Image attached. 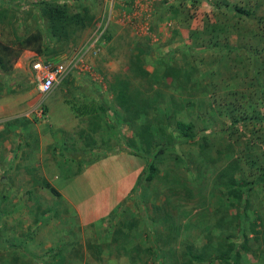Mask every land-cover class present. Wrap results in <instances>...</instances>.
I'll return each mask as SVG.
<instances>
[{
    "label": "rangeland",
    "instance_id": "rangeland-1",
    "mask_svg": "<svg viewBox=\"0 0 264 264\" xmlns=\"http://www.w3.org/2000/svg\"><path fill=\"white\" fill-rule=\"evenodd\" d=\"M42 1L65 5L69 13L87 10L93 20L53 35L39 10ZM140 4L142 9L134 6ZM234 5L252 14L235 12ZM34 31L43 36L42 53L30 50L15 62L21 67L0 72V94L20 105L11 115L13 127L21 124L33 138L47 125L67 142L61 152L58 144H46L48 161L35 167L10 166V152L0 145V264H224L212 257L227 243L240 248L239 264H264V0H0L1 39ZM97 32V53L41 93L33 63L67 64ZM84 80L105 83L94 91L114 100L115 134L107 144L96 145L95 136L65 135L53 125L49 101L66 97L68 105L75 103L65 86ZM122 90L138 95L139 119L117 101ZM73 105L66 110L71 119L79 110ZM177 120L194 123V140L176 141L162 152L153 147L147 153L140 145L142 123L165 130L158 143L179 135ZM7 136L1 131L0 141ZM16 143L27 159V146ZM108 152L133 155L139 174L154 154L158 173L115 200L120 185L128 188L127 162L111 157L81 167ZM79 155L82 162L75 161ZM229 161L244 181V210L231 204L218 176ZM45 181L62 189L70 204ZM104 192L112 198L105 214L80 223L76 209H102L109 196ZM243 212L247 237L237 224Z\"/></svg>",
    "mask_w": 264,
    "mask_h": 264
},
{
    "label": "crops",
    "instance_id": "crops-1",
    "mask_svg": "<svg viewBox=\"0 0 264 264\" xmlns=\"http://www.w3.org/2000/svg\"><path fill=\"white\" fill-rule=\"evenodd\" d=\"M130 6L131 7L128 8V10L130 11L128 14L133 13L131 11L132 5ZM134 6L142 9L143 4L142 5L140 4L139 6L138 5H134ZM139 20L140 19L138 18L137 22ZM28 52H30V50H24V52L21 53L22 57L24 58L25 56H27L26 53ZM19 58L17 60H19ZM18 66L21 67L20 62L16 64L14 63L13 68H17ZM22 68L23 70H26L24 65L22 66ZM73 84L74 85L71 84L65 87L69 88L70 90L71 89L73 90L72 92L75 95L69 98L74 99V101H76L75 103L71 102L68 105L66 103L67 101H64L66 100V97L60 98L58 99V101H55V100L52 101V99L51 101H49V104L51 105L50 106L51 115L53 116V120H54L53 125H55V128H57L58 130L59 129L65 130L66 131V133H64L65 135L70 134L71 136H73V135L78 134V136L81 135V137L95 136L96 138L93 139L92 141L96 145H99L100 143H105V144L109 143L110 140H113V137L115 134L114 133L115 119H114L113 114L116 111V109L113 106L114 100L109 95L100 96L97 91H94L95 89L99 91V89H101L102 87H105V83H101L99 81L91 82V81L84 80V81H76ZM90 92L92 93L91 95H89ZM11 100L12 98H9L6 95H3L2 93L0 94V132L2 131L4 132V135H8L6 139L5 138L1 139L0 145L3 144V147L6 148V151L8 150L10 152V155L8 154L6 159L10 161V166H17L20 164V165H26L27 167H35L36 165L35 162H37V164L40 163V166H44L45 163L48 161L47 159L48 157L46 153V144H49L52 146H56L58 144V146H56V149H57L56 151L61 152L64 150V146L66 145L67 141L65 139H62L61 135L63 133L52 134L54 130H50L47 125L45 126L46 129H44L43 133L36 134V137L35 135H33V138H30V135H31L29 133L30 129L28 128L25 129V127H23L19 123L20 120L14 122V124L19 123L20 125L18 124L19 126L13 127L14 125L11 123V121H12V118L16 115L15 113H17L16 111H18L20 105L17 106V102L16 101L13 102ZM73 104L75 105L76 109L78 108L79 110H77L76 112L77 116L71 119V118H68L67 116L68 114H66L67 113L66 110L70 109V106H72ZM56 112H57L58 119L57 118L55 119ZM109 114L111 116H109ZM11 115H14V116H11ZM72 120H73V123H71ZM7 130H8V134L5 133V131ZM22 130H26L27 134L25 135V131H22ZM21 135H22L21 141L15 140V137H18L19 139ZM3 139H5L4 142H3ZM15 143L20 144V145L25 144L27 146V149H26L27 151L25 150V152H27V159H24L22 157L21 155L23 152L22 149L19 150L17 149V147L14 148L12 146ZM79 143L83 145L84 141L81 140L80 138ZM89 149L93 150L90 147ZM16 151H18L19 153L15 154ZM36 152H37L36 156L30 155L31 153H36ZM105 155L106 156L102 158L95 159L94 162L92 163L82 164V166L80 163H77L76 166L80 164L81 167H84V170H87L99 162H104L107 159H110L111 157H117V153L115 154L114 152L113 153L108 152ZM59 156L60 155L58 154V159H57L58 161H60L61 160L60 158H62ZM131 156L133 155H130V154L126 155V153H122L120 154V157H117L118 159L123 160L128 163L129 172H128V179L127 178L124 179L126 186H128V188L124 191L125 188L122 190V185H120L116 191V194L113 196L115 200H120L124 196V193L129 192L130 189L136 183L139 171L134 170L135 169L134 167L136 165L133 163L134 162L136 163L137 161L134 160L133 157ZM65 158L68 161H74L71 158H68V157H65ZM66 159L63 158L62 161L65 162ZM79 160L81 162L83 161L80 155L77 157L75 161H79ZM58 191L59 193H62V196L68 201V198L65 192H63L62 189H59ZM108 192H104V194H109V196L107 195V197L104 198L106 199V202L102 209L91 211L90 209L87 208L85 210V213H83L82 210L75 208L76 211L81 216L80 223L87 225L89 223L95 222L97 219H99L102 215L105 214L106 209L109 207L108 201L112 199L110 197V193ZM104 194H103V197H104Z\"/></svg>",
    "mask_w": 264,
    "mask_h": 264
},
{
    "label": "trees",
    "instance_id": "trees-1",
    "mask_svg": "<svg viewBox=\"0 0 264 264\" xmlns=\"http://www.w3.org/2000/svg\"><path fill=\"white\" fill-rule=\"evenodd\" d=\"M40 13L42 16L47 18L49 22V27L53 35L61 34L65 35V31L69 26L80 25L85 26L88 23H91L93 17L88 15L87 10H84V13H69L65 5L55 4L49 1H42L40 7ZM233 11L238 12L244 15H251L252 11L249 8L244 6L234 5L232 8ZM43 36L39 31L30 32L24 37L15 36L13 40H3L0 38V72L1 74H8L16 60L20 57L21 53L24 50H31L36 54H41L43 50ZM144 74L148 73L145 70L140 69ZM170 75L177 77V73L170 69ZM169 74V72H168ZM117 101L124 108V111L131 115L133 120L139 119L140 114V105L138 101V95H130L125 91H120L116 95ZM149 122L142 123L136 131V137L140 145L146 146V151L149 153L151 148L157 147V152H162L165 148L169 147L176 141H192L196 137V132L194 131L193 122H184L177 120L175 122V128L178 130L179 135L177 137L172 136L167 138L168 140L159 141L157 143V136L162 140L165 130L162 127L151 128ZM159 134V135H158ZM179 137H182L179 139ZM132 146H134L133 141ZM138 154V153H136ZM155 155H151L149 158L146 168L140 173L136 180V186H138L142 178L146 181H151L155 178L158 173V168L155 165L153 158ZM236 166L233 165V161H229L224 168L219 172V178H222L225 182L226 190L230 198V202L233 206H242L243 210L245 209L246 204L249 202L248 199L244 198L245 188L244 181L236 179L235 171ZM45 186L48 187L55 195H60L59 191L53 187L50 183L45 181ZM245 217L244 212L241 214V217L237 221L240 229L242 230L243 236L247 237L248 234L245 232V227L243 224V218ZM130 227L132 228L133 222H130ZM252 225V223H251ZM253 230V228H252ZM154 234V231L152 232ZM216 258L224 261V264H239L240 261V248L236 246L235 243H227L226 245L221 244L216 249ZM157 260L159 261V256L157 255Z\"/></svg>",
    "mask_w": 264,
    "mask_h": 264
},
{
    "label": "built area",
    "instance_id": "built-area-1",
    "mask_svg": "<svg viewBox=\"0 0 264 264\" xmlns=\"http://www.w3.org/2000/svg\"><path fill=\"white\" fill-rule=\"evenodd\" d=\"M101 32L95 33L92 38L86 43L81 50L71 58V60L67 63H44L40 60H37L33 63V69L35 70V75L38 79L37 88L41 93L47 94L49 93L55 85L57 77H62L68 70L78 67L77 64L81 63L83 65L84 57L93 53L96 54L99 50L100 45Z\"/></svg>",
    "mask_w": 264,
    "mask_h": 264
},
{
    "label": "water",
    "instance_id": "water-1",
    "mask_svg": "<svg viewBox=\"0 0 264 264\" xmlns=\"http://www.w3.org/2000/svg\"><path fill=\"white\" fill-rule=\"evenodd\" d=\"M5 179H6L5 177L2 178V180H5Z\"/></svg>",
    "mask_w": 264,
    "mask_h": 264
}]
</instances>
